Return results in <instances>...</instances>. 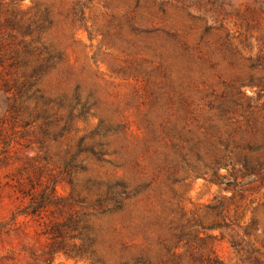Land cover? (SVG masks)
I'll use <instances>...</instances> for the list:
<instances>
[{
	"label": "rangeland",
	"instance_id": "374dc122",
	"mask_svg": "<svg viewBox=\"0 0 264 264\" xmlns=\"http://www.w3.org/2000/svg\"><path fill=\"white\" fill-rule=\"evenodd\" d=\"M262 144L264 0H0V264H264Z\"/></svg>",
	"mask_w": 264,
	"mask_h": 264
},
{
	"label": "trees",
	"instance_id": "16d2710c",
	"mask_svg": "<svg viewBox=\"0 0 264 264\" xmlns=\"http://www.w3.org/2000/svg\"><path fill=\"white\" fill-rule=\"evenodd\" d=\"M264 152V144L259 147ZM258 150V148H256ZM257 152V151H256ZM241 168H235L232 173L233 178H237L238 176L244 177L248 175H252L261 180V184L264 185V158L259 159L254 157L250 160H244ZM255 178L251 179L254 180ZM38 206V205H37ZM37 206L32 207L29 212L33 213L37 210ZM71 224L70 218H66L62 222H53L52 224V239L55 240L56 237H62L64 233V229L68 228ZM67 250V249H66Z\"/></svg>",
	"mask_w": 264,
	"mask_h": 264
}]
</instances>
